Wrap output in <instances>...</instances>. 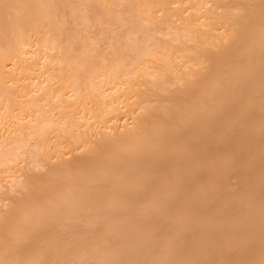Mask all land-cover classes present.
Instances as JSON below:
<instances>
[{
    "label": "bare ground",
    "instance_id": "1",
    "mask_svg": "<svg viewBox=\"0 0 264 264\" xmlns=\"http://www.w3.org/2000/svg\"><path fill=\"white\" fill-rule=\"evenodd\" d=\"M0 135V264H264V0H0Z\"/></svg>",
    "mask_w": 264,
    "mask_h": 264
},
{
    "label": "rangeland",
    "instance_id": "2",
    "mask_svg": "<svg viewBox=\"0 0 264 264\" xmlns=\"http://www.w3.org/2000/svg\"><path fill=\"white\" fill-rule=\"evenodd\" d=\"M0 136H1V135H0ZM0 140H1V139H0ZM29 153H30V152H29ZM25 156H27V157L30 158V156H29L28 154H26ZM25 156H24V159H22L23 162H22L21 160H19V162H18L19 164L17 163V161L15 162V163L18 164V166H17V164L14 165L15 163H13V162H12V165H11V163L9 162V163H10V164H9L10 167H9V166H5L7 171H4V172H9V170H11V169L13 170L14 167H15L16 169H15L14 171H18V169H20V171L18 172V174H17L16 172H13V171L11 170L12 172L10 171L9 173H10V174H11V173H13V174L15 173V175H13V174L10 175L9 173H8L7 175H9L10 177H11V176H12V177H17V176L20 177V176L22 175V177L19 178V180L22 179L23 176H24V175H23L24 171H25L26 168L30 165V163L27 164V162L29 161V159H27V157H25ZM30 159H31V158H30ZM24 160H26V161L24 162ZM21 162H22V163H21ZM30 162H31V161H30ZM20 163H21V165H20ZM26 164H27V165H26ZM5 165H6V164H5ZM7 165H8V164H7ZM13 165H14V167H12ZM7 167L10 168V169H7ZM11 167H12V168H11ZM3 168H4V166H3ZM2 172H3V171H1V173H2ZM4 172H3V173H4ZM20 174H21V175H20ZM7 175H6V173H4L3 176H2V174H1V177H3V178L6 177V178H7ZM9 176H8V177H9ZM18 177H17L16 179H14V178H13V179H12V178H7V179H9V180L11 179V180H13V181H11V180H10V181H9V180H6V181H5L4 179H6V178H4V179L2 178V181H0V184H1V185H0V188H1V186H3L4 189H3V188L0 189V196H1L0 200L3 198V200H5L4 202L7 203V202H9V200H10V195H11V194H17V196H19V195H18L19 192H18V193H13V192H14V191H13V192L11 193V191L9 190V188L11 187L12 184H13V185H12V189H11V190H13V188H14V189L16 188V187H15V183H16L17 181H19V180H18ZM0 180H1V178H0ZM4 181H5V182H4ZM8 181H9L10 185H8V183H6V182H8ZM12 182H13V183H12ZM9 186H10V187H9ZM5 190L7 191V193H5V194L3 195L2 191H5ZM3 200H2V203H3Z\"/></svg>",
    "mask_w": 264,
    "mask_h": 264
}]
</instances>
